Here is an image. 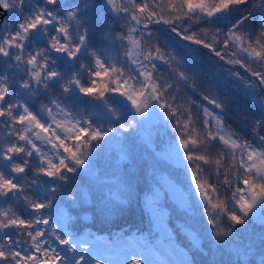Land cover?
Instances as JSON below:
<instances>
[{"label": "snow or ice", "instance_id": "snow-or-ice-1", "mask_svg": "<svg viewBox=\"0 0 264 264\" xmlns=\"http://www.w3.org/2000/svg\"><path fill=\"white\" fill-rule=\"evenodd\" d=\"M0 264H264V0H0Z\"/></svg>", "mask_w": 264, "mask_h": 264}, {"label": "trees", "instance_id": "trees-1", "mask_svg": "<svg viewBox=\"0 0 264 264\" xmlns=\"http://www.w3.org/2000/svg\"><path fill=\"white\" fill-rule=\"evenodd\" d=\"M165 3H167V0H164ZM213 152L215 151V149H212ZM203 154V153H201ZM86 222L91 223V217H85ZM117 221L120 223V227L122 228H127L129 234H131V232L135 231L137 228L141 229L142 231L145 228V225L141 222V213L139 208H136L134 211V214L127 217V222L125 223L124 220L120 219L119 217L117 218ZM126 229V230H127ZM92 231H96L95 228L91 229ZM116 231H119L120 228H116ZM105 233L102 232H98V233H94V232H90V233H86L85 235H91L93 237L98 236V235H103ZM163 246L161 247V250L159 253H157L154 257H158L161 260H166L168 259L169 256L166 255L165 251H163ZM153 257V258H154Z\"/></svg>", "mask_w": 264, "mask_h": 264}, {"label": "rangeland", "instance_id": "rangeland-1", "mask_svg": "<svg viewBox=\"0 0 264 264\" xmlns=\"http://www.w3.org/2000/svg\"><path fill=\"white\" fill-rule=\"evenodd\" d=\"M163 251H165L166 255L169 256V250L166 247L163 248ZM176 258L179 259V255H177ZM153 259H159V260H161L158 257H154Z\"/></svg>", "mask_w": 264, "mask_h": 264}]
</instances>
